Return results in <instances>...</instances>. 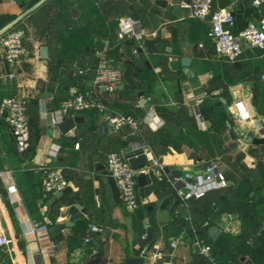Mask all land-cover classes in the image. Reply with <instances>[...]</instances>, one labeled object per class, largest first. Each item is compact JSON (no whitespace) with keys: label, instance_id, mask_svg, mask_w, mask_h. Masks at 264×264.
I'll return each instance as SVG.
<instances>
[{"label":"crops","instance_id":"1","mask_svg":"<svg viewBox=\"0 0 264 264\" xmlns=\"http://www.w3.org/2000/svg\"><path fill=\"white\" fill-rule=\"evenodd\" d=\"M40 1L0 0V31ZM183 3L47 0L18 24L26 30L27 54L15 68L8 64L0 42V102L25 98L34 123L31 134L39 136L34 149L21 152L8 122L0 118V233L13 240L9 246L0 245V264H127L141 255L144 264L164 259L173 264H218L213 254L194 250L193 237L177 249L170 246L183 230L205 220L222 230L216 239L208 232L211 243L219 240L240 254L239 263L228 264H264V143L253 141L264 137V49L244 43L238 59L220 56L209 36L210 20L192 17ZM214 7L232 12L234 33L262 15L252 0H214ZM125 19L140 23L142 39L122 28ZM107 41L110 62L124 72L111 92L93 81L98 52ZM43 47L46 56L41 55ZM184 58L190 62L184 64ZM79 69L89 72L85 76ZM90 89L98 92L107 110L71 113L81 118L75 129L66 134L50 130L48 117L62 101ZM191 90L202 99V119L192 108ZM143 100L151 104L149 110ZM241 108L246 116L238 119ZM151 109L165 125L151 128L146 122ZM113 114L132 116L138 128L113 127L109 121ZM249 133L254 136L240 143ZM52 144L60 146L56 156L48 154ZM122 145L126 151L143 147L166 166L169 185L138 192L134 212L125 208L107 173L108 154ZM210 160L232 184L186 205L177 195L173 170L181 176L202 174ZM97 161L106 167L97 171ZM44 162L63 168L68 192L45 191L38 168ZM106 177L117 199L114 208L105 193ZM10 185L17 188L15 193ZM236 191L239 197L229 200ZM243 191L249 193L248 201H243ZM67 220L72 224L51 230ZM83 221L87 225L82 227ZM42 225L48 230L39 240L40 234L31 235L30 230ZM91 225L100 231L86 245ZM156 250L165 251V258H158ZM214 252L222 260L228 257L220 253L221 247L215 246Z\"/></svg>","mask_w":264,"mask_h":264},{"label":"built area","instance_id":"2","mask_svg":"<svg viewBox=\"0 0 264 264\" xmlns=\"http://www.w3.org/2000/svg\"><path fill=\"white\" fill-rule=\"evenodd\" d=\"M184 6L190 8L191 16L199 20H210L211 28L209 36L215 43L216 50L220 56L229 60L238 59L244 51V43L251 48L264 49V13L262 11L264 0H252V5L258 13H262L258 21H251L244 29L237 33L233 32L234 15L226 8H215L214 0H192L184 2ZM121 26L124 30L131 33L138 39H142L145 35L137 20L125 19ZM26 30L18 24L8 29L0 36V42L4 47L5 58L10 66L15 68L19 61L27 54L25 44ZM111 49L109 41L106 42L104 48L98 52V60L95 68L94 83L97 87L105 88L106 91H113L116 86L123 80L124 72L121 67L113 65L108 57ZM89 70L79 69V74L87 75ZM16 74L12 72L11 77ZM264 78V75H263ZM189 98L192 101V108L195 114L202 119L199 105L202 101L191 90ZM86 109H96L101 112L107 110L106 104L95 89L77 92L72 97L62 101L60 107L52 113V127L55 132H59V125L63 120L71 115V113L80 112ZM246 113L243 108L239 112L237 118H245ZM0 118L5 119L16 140L18 149L25 152L31 145V124L28 113L27 100L20 96L4 98L0 102ZM109 121L115 128H120L125 124H130L134 128H138L137 121L130 115L113 114L109 117ZM264 121V120H263ZM146 122L153 129H158L165 125V120L155 110L151 109L146 117ZM253 137V133L245 134L239 139L242 143ZM60 146L52 144L48 150L50 156H56ZM145 150V148H144ZM126 150L114 151L107 156V173L115 182L122 203L129 212H134L139 207L137 176L143 171L148 175L152 174L158 180H164L166 177V166L160 157L151 151L145 150L149 164L141 169L134 170L131 168L128 159L125 157ZM38 168L44 175V189L47 193L61 192L67 187L63 168L60 166L50 165L48 162L41 163ZM175 189L179 198L190 205L192 199L202 198L214 189H221L228 186V180L225 175L217 169L216 163L212 160L206 163L204 173L193 174L187 173L184 176L177 177ZM10 192H16L15 185L9 186ZM228 217L233 220L234 215L229 214ZM211 227L209 220H205L199 229ZM48 230L46 225L33 227L30 230L31 235L40 234L39 240H42V234ZM197 228L192 227L195 236L191 239L187 230H183L181 234L173 238L170 246L177 249L184 240L190 237L192 246L196 252L201 255H211L212 246L197 236ZM100 231L99 226L91 225L90 232L84 237V243L88 245L93 241V233ZM189 240V239H188ZM12 239L4 232L0 233V245L9 246ZM91 253H96L95 249H91ZM146 255V254H145ZM155 255L163 259L165 251L156 250ZM159 264H173L170 260H162Z\"/></svg>","mask_w":264,"mask_h":264},{"label":"water","instance_id":"3","mask_svg":"<svg viewBox=\"0 0 264 264\" xmlns=\"http://www.w3.org/2000/svg\"><path fill=\"white\" fill-rule=\"evenodd\" d=\"M17 1L20 2L23 0H17ZM46 1L47 0H41L40 2H38L37 4L32 6L31 8L27 9L22 15H20L18 18H16V20L12 24H10L8 27L1 30L0 36L3 33H5L8 29H10L11 27L19 24L21 20H23L26 16H28L31 12H33L35 9H37L39 6H41ZM173 3L174 4H182L183 0H173ZM41 55L42 56L47 55V48L46 47L42 48ZM183 62H184V64H188L190 62V59L184 58ZM102 89L105 90V88H102ZM142 104L144 105V107L147 110H149L151 108V104L148 103L146 100H143ZM48 120L50 123V130H52L53 129V127H52V114L49 115ZM80 121H81V118L78 116H75V117L74 116H68L63 120V122L60 123L59 129L62 133L66 134V133L72 131L73 129H75L77 126V123ZM253 141L255 143H264V137L263 138H254ZM125 157L128 159L131 168L134 170L141 169V168H143L149 164L147 154H146L143 147H139V148H135L133 150L126 151ZM105 167L106 166L103 163H101L100 161H97L95 164V169L97 171H100V170L104 169ZM173 174L176 177H180L182 175L181 172L178 170H173ZM104 182L106 183L105 193L107 196L108 203H109L111 208H114L115 205L117 204V199H116V196L114 194L113 186L111 185L110 180L107 177L104 178ZM137 182H138V186L140 188L148 186V184H149L148 174L146 172H143V171L139 172L138 176H137ZM227 182H228V184H232V182H230V181H227ZM69 190H70V188H65L63 191L57 192V195L64 194V193L68 192ZM239 195L240 194L238 191L231 193L229 196V200L233 201L236 198H238ZM71 224L72 223L67 220V221H64L62 223L56 224L55 226H53L51 228V230L61 229L65 226H69ZM221 231L222 230L217 226H211L208 229V232H209L212 239H216L220 235ZM144 259L145 258L143 255L137 256V257H131L127 260V264H144Z\"/></svg>","mask_w":264,"mask_h":264},{"label":"trees","instance_id":"4","mask_svg":"<svg viewBox=\"0 0 264 264\" xmlns=\"http://www.w3.org/2000/svg\"><path fill=\"white\" fill-rule=\"evenodd\" d=\"M88 110H92V109H87V110H84V111H88ZM30 124H31V129L33 128V125H34V123H33V121L30 119ZM32 131V130H31ZM32 135H34V134H31V145H30V147L28 148L29 150L31 149L32 150V148L34 149L35 148V146H36V142L38 141V139H39V136H36V139L34 138V136H32ZM121 147H123V145L122 146H120V148ZM122 149H120V150H118V151H121ZM124 150V149H123ZM149 176V184H148V186H146L145 188H140L138 185H137V191L138 192H145V193H149V192H151L154 188H162V187H164V186H168L169 185V183L167 182V180H166V178H164V180H158L155 176H153L152 174H149L148 175ZM226 177V176H225ZM242 198H243V201L244 200H246V201H248V199H249V193H246V194H244V191H243V196H242ZM146 208H144V210H145ZM140 217H141V219H143V216H142V213L139 215ZM210 217V216H209ZM210 221V220H209ZM203 223V222H202ZM201 223V224H202ZM210 223H211V221H210ZM200 224V225H201ZM212 224V223H211ZM87 225V221H83V224H82V227L83 226H86ZM183 225H185V224H183ZM199 225V226H200ZM199 226H196V228H197V230H198V228H199ZM81 227V228H82ZM183 228V227H182ZM188 232H189V236L190 237H193V236H195L194 235V233H193V231H192V228H189L188 229ZM197 236L199 237V238H201V239H205V240H207L206 242H208L211 246H212V253L211 254H213L214 255V257L219 261L218 262V264H228V262L230 261V262H238L239 263V253L235 250V251H233V250H228L227 249V247L226 246H224L219 240H217L216 242H214V243H211V240H209V238H208V229L207 228H205V229H199L198 231H197ZM217 246V247H221L222 249H223V251L224 252H220L221 254H226V256H228L227 257V259H224V260H222V259H220V258H218L217 257V253L216 252H214V248H215V246ZM214 252V253H213ZM200 255V254H199ZM208 257V256H207ZM210 257H211V255H210ZM211 259V258H210ZM226 260V261H225ZM226 262V263H225Z\"/></svg>","mask_w":264,"mask_h":264},{"label":"rangeland","instance_id":"5","mask_svg":"<svg viewBox=\"0 0 264 264\" xmlns=\"http://www.w3.org/2000/svg\"><path fill=\"white\" fill-rule=\"evenodd\" d=\"M121 115H128V114H121ZM120 149H122V150H123L124 148H119V149H117V150H120Z\"/></svg>","mask_w":264,"mask_h":264}]
</instances>
